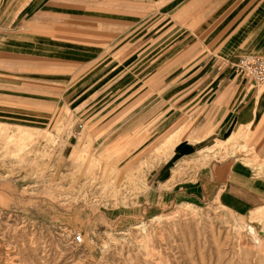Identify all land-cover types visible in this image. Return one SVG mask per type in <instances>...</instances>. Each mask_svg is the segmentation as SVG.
Instances as JSON below:
<instances>
[{
    "label": "rangeland",
    "instance_id": "1",
    "mask_svg": "<svg viewBox=\"0 0 264 264\" xmlns=\"http://www.w3.org/2000/svg\"><path fill=\"white\" fill-rule=\"evenodd\" d=\"M142 1L133 24L94 19L89 35L79 21L73 35L28 37L0 20V264H264L262 203L241 213L190 196L212 165L264 176V133L193 116L145 129L198 58L185 39L204 4ZM90 9L107 17L95 0ZM199 42L210 49L209 34Z\"/></svg>",
    "mask_w": 264,
    "mask_h": 264
},
{
    "label": "crops",
    "instance_id": "2",
    "mask_svg": "<svg viewBox=\"0 0 264 264\" xmlns=\"http://www.w3.org/2000/svg\"><path fill=\"white\" fill-rule=\"evenodd\" d=\"M200 2L204 8L201 9L199 31L188 33L185 41H191L187 47L195 44L194 50L201 54L183 66L186 70L180 72L174 82V86H178H169L164 91L162 107L153 109L151 123L145 129L153 133L164 132L187 116H193L201 126L218 124L222 132L251 126L253 132L264 133V88L242 79L231 66L237 52H264V0ZM90 3L91 0H3L0 20L5 29L18 27L22 30L20 33L28 37L73 35L75 21H79L83 27L86 25V31L82 28L81 34L89 35L94 19L133 24L148 12L144 10L147 4L142 0H95L106 7L103 13L107 17L92 16ZM206 34L210 35V49L203 48L199 42ZM70 49L68 54L75 55L74 48ZM41 50L48 51L46 47ZM163 67L164 78H167L171 73L170 60ZM177 129L183 130L182 127ZM183 151L185 149L179 152ZM194 189L192 198L205 200L218 195L241 213L257 203L264 205V176H256L234 163L204 169L197 175ZM182 193L189 194L187 190ZM161 194L166 200L169 193L163 191Z\"/></svg>",
    "mask_w": 264,
    "mask_h": 264
},
{
    "label": "built area",
    "instance_id": "3",
    "mask_svg": "<svg viewBox=\"0 0 264 264\" xmlns=\"http://www.w3.org/2000/svg\"><path fill=\"white\" fill-rule=\"evenodd\" d=\"M231 66L242 79L257 85L264 83V54L247 53L238 57ZM70 242L73 246H82L81 233H73Z\"/></svg>",
    "mask_w": 264,
    "mask_h": 264
},
{
    "label": "bare ground",
    "instance_id": "4",
    "mask_svg": "<svg viewBox=\"0 0 264 264\" xmlns=\"http://www.w3.org/2000/svg\"><path fill=\"white\" fill-rule=\"evenodd\" d=\"M247 162H248V161H247ZM245 165H246V164H245ZM187 206H190V205L187 204ZM157 218H158V217H157ZM141 226H144V223H142ZM253 240L257 241L256 239H253Z\"/></svg>",
    "mask_w": 264,
    "mask_h": 264
}]
</instances>
